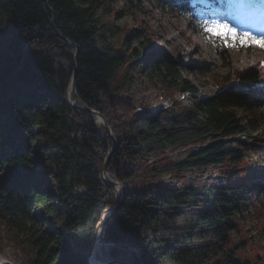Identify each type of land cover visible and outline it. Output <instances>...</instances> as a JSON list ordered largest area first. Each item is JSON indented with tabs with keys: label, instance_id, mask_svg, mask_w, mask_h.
I'll return each instance as SVG.
<instances>
[{
	"label": "trees",
	"instance_id": "trees-1",
	"mask_svg": "<svg viewBox=\"0 0 264 264\" xmlns=\"http://www.w3.org/2000/svg\"><path fill=\"white\" fill-rule=\"evenodd\" d=\"M118 1L135 6V0H0V216L33 248L29 264H89L96 226L120 194L100 180L112 151L107 172L125 196L103 228L96 259L247 264L227 245L248 201L264 195V181L237 174L244 160L252 165L253 154H264L256 141H238L264 127V71L239 70L199 97L178 60L140 58L149 40L139 31L123 35L126 50L115 46L118 32L101 17L111 16ZM152 1L193 15L188 0ZM217 51L229 62L226 51ZM141 70L147 81L187 92L190 105L127 114L126 97ZM79 103L105 117L116 145ZM187 145L181 158L167 157ZM224 163L233 175L225 183L158 181Z\"/></svg>",
	"mask_w": 264,
	"mask_h": 264
},
{
	"label": "rangeland",
	"instance_id": "rangeland-1",
	"mask_svg": "<svg viewBox=\"0 0 264 264\" xmlns=\"http://www.w3.org/2000/svg\"><path fill=\"white\" fill-rule=\"evenodd\" d=\"M230 1L235 3L237 9L244 11L246 8L247 2L244 0ZM133 3L134 7L123 5L118 1L113 5L111 16L101 17L103 22L114 26L118 32L112 42L117 48L126 50L122 42L123 35L139 31L149 40L140 58L145 63L147 60L158 58L161 55L178 60L179 65L186 66L187 70L184 74L198 89L199 97L212 94L220 86L219 83L234 80L235 72L239 70L256 67L264 71V67H260V62L264 61V49L258 47L225 48L218 40L213 43L202 27L203 22L208 20L206 15L209 14L210 20L227 22L238 32H244L245 30L241 31V28H248L246 24L252 25L248 19H246V23L238 24L234 23L229 15L218 10H216V14H212L215 9L211 6L212 3L205 0H191L194 17L186 16L152 0H135ZM259 5L264 8V0H261ZM254 11L255 8L246 12L250 14ZM133 48H139L137 41L133 43ZM217 50L227 52L228 63L223 61ZM201 63L206 67V71L201 70L204 67L200 65ZM133 79H138V83L134 85V91L126 97L128 105L125 104L126 107L123 109L127 114L148 112L156 114L167 107L178 108V106L187 107L190 105L187 92L173 90L156 81H147L144 70H141L140 75L138 77L135 75ZM119 112L121 113L122 110ZM100 125L102 124L97 119V127ZM111 133L113 134L112 130ZM253 134L255 137L248 139L244 136L238 137V141H256L264 150V127ZM194 146L198 147L199 144L196 143ZM189 148L190 146L187 145L171 149L168 151L167 157L170 160L181 158ZM253 156L254 163L248 165L244 160L239 164V173L237 174L239 176L244 174V178L247 177L249 180L264 181V154H253ZM166 160L168 159L158 161L160 164H164ZM229 168V165L224 163L219 166L194 169L180 174V177L165 173L160 176L158 181L168 183L197 182L205 185L221 184L232 180L233 175L229 174ZM1 174L2 170H0ZM135 180L139 184L142 183L139 178ZM116 191L118 194L120 193L117 189ZM246 208V215L239 219V226L231 235L227 246L234 249L235 258L240 263L264 264V195L261 197L255 195L248 201ZM100 242L96 246L94 254L101 252ZM33 254L34 250L27 242L25 235L9 226L6 219L0 216V264H29V259ZM95 260L99 264L109 261H101L96 258Z\"/></svg>",
	"mask_w": 264,
	"mask_h": 264
},
{
	"label": "water",
	"instance_id": "water-1",
	"mask_svg": "<svg viewBox=\"0 0 264 264\" xmlns=\"http://www.w3.org/2000/svg\"><path fill=\"white\" fill-rule=\"evenodd\" d=\"M73 89H74V86H73V78H72V80L70 82V90L73 91ZM78 106H80L81 108H83L84 110H86V111H88L90 113L95 114V116L97 117L99 122L106 129V131L109 134V136L114 140V144L113 145H116V140H115L113 134L111 133V129L109 128L105 117L99 111L94 110V109H92L90 107H87V106L83 105L82 103H79ZM111 152L108 153V155L105 157L104 162L102 164V167H101V170H100V180L103 183H105V184H109V185L115 186L116 189L118 191H120V194L116 198L114 204L112 206H110V207L105 209L100 221L98 222V224L96 226V233H95V236H94V240H93L92 245H91V247H90V249L88 251V254H87L88 261H89L90 264H92L91 262L95 260L94 251H95L96 248H94V246L95 245L97 246L99 244L101 236H102V231H103V228H104L105 224L107 223L110 215H112L119 208V206L121 205V202L123 201V198L125 196V189H124L123 185L121 184V182L119 180L111 177L108 174V172H107V167L106 166H107V162L109 160V157L111 155ZM102 264H127V263H125L123 261H120V260L112 259V260L106 261V262H104Z\"/></svg>",
	"mask_w": 264,
	"mask_h": 264
},
{
	"label": "snow or ice",
	"instance_id": "snow-or-ice-1",
	"mask_svg": "<svg viewBox=\"0 0 264 264\" xmlns=\"http://www.w3.org/2000/svg\"><path fill=\"white\" fill-rule=\"evenodd\" d=\"M202 27L213 43L218 40L225 48L258 47L264 49V36L258 37L248 31L238 32L227 22L216 19L205 20ZM260 67H264V61L260 62Z\"/></svg>",
	"mask_w": 264,
	"mask_h": 264
},
{
	"label": "bare ground",
	"instance_id": "bare-ground-1",
	"mask_svg": "<svg viewBox=\"0 0 264 264\" xmlns=\"http://www.w3.org/2000/svg\"><path fill=\"white\" fill-rule=\"evenodd\" d=\"M183 149H185V148H183ZM104 217H105V216H104ZM94 248H96V245L94 246ZM91 263H92V264H99V262L96 261V260L92 261Z\"/></svg>",
	"mask_w": 264,
	"mask_h": 264
}]
</instances>
